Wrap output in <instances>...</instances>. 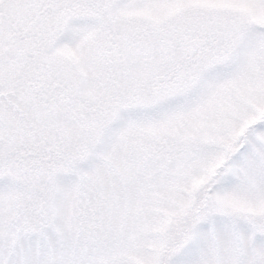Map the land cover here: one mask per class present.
I'll return each instance as SVG.
<instances>
[{
  "label": "snow or ice",
  "instance_id": "snow-or-ice-1",
  "mask_svg": "<svg viewBox=\"0 0 264 264\" xmlns=\"http://www.w3.org/2000/svg\"><path fill=\"white\" fill-rule=\"evenodd\" d=\"M0 264H264V0H0Z\"/></svg>",
  "mask_w": 264,
  "mask_h": 264
}]
</instances>
